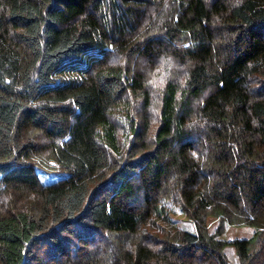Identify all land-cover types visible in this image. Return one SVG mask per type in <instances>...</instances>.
I'll use <instances>...</instances> for the list:
<instances>
[{"label": "trees", "instance_id": "trees-1", "mask_svg": "<svg viewBox=\"0 0 264 264\" xmlns=\"http://www.w3.org/2000/svg\"><path fill=\"white\" fill-rule=\"evenodd\" d=\"M227 244L264 264V0H0V264Z\"/></svg>", "mask_w": 264, "mask_h": 264}, {"label": "rangeland", "instance_id": "rangeland-1", "mask_svg": "<svg viewBox=\"0 0 264 264\" xmlns=\"http://www.w3.org/2000/svg\"><path fill=\"white\" fill-rule=\"evenodd\" d=\"M39 176L45 180H51V176L39 172ZM48 176V177H47ZM175 222L185 228L186 230L193 231V223L192 221L180 210H177L176 213L173 215ZM216 223V219L212 216L207 218V226L211 229ZM254 227L250 225H243V226H235V225H227L225 232L221 235L223 239H233V238H251L253 236ZM225 252L232 262V264H238L237 256L235 254V250L231 244H227L225 246Z\"/></svg>", "mask_w": 264, "mask_h": 264}]
</instances>
